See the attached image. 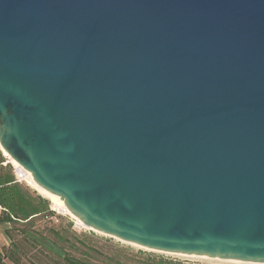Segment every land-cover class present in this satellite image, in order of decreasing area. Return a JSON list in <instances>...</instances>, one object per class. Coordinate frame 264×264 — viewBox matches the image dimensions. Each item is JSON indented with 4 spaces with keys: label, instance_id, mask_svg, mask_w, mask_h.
Returning <instances> with one entry per match:
<instances>
[{
    "label": "water",
    "instance_id": "water-1",
    "mask_svg": "<svg viewBox=\"0 0 264 264\" xmlns=\"http://www.w3.org/2000/svg\"><path fill=\"white\" fill-rule=\"evenodd\" d=\"M0 147L107 235L264 263V0H0Z\"/></svg>",
    "mask_w": 264,
    "mask_h": 264
},
{
    "label": "trees",
    "instance_id": "trees-1",
    "mask_svg": "<svg viewBox=\"0 0 264 264\" xmlns=\"http://www.w3.org/2000/svg\"><path fill=\"white\" fill-rule=\"evenodd\" d=\"M5 161L6 159L0 150V205L5 208L0 214V219L6 223L20 225L21 228L18 229L34 245L56 255L58 257L57 261L60 264H199L198 262L179 261L161 256L153 257L151 254H146V256H129L119 250L113 251L112 254H102L100 250L85 251L80 246H77V244L71 243V234L69 232L51 230V233L48 234L43 230L36 229L37 216L43 214L51 215L55 212L51 208L48 199L40 195L34 196L16 180L14 170L10 164H4ZM69 225L71 226V224ZM6 233L10 237V231L7 230ZM67 244L76 250L82 251L80 256L70 252L66 246ZM14 245L16 246V244ZM14 253L10 254L9 250L6 249L5 254L0 250V264H2L5 256L14 262V264H21V260ZM95 255L99 257L102 255L103 258L99 259ZM91 257L96 258V262Z\"/></svg>",
    "mask_w": 264,
    "mask_h": 264
},
{
    "label": "rangeland",
    "instance_id": "rangeland-1",
    "mask_svg": "<svg viewBox=\"0 0 264 264\" xmlns=\"http://www.w3.org/2000/svg\"><path fill=\"white\" fill-rule=\"evenodd\" d=\"M1 153L3 155L2 149L0 147ZM8 160V159H6ZM14 170L15 167L12 163L8 162ZM16 170V169H15ZM17 172V171H16ZM24 188L29 190L34 196L40 195L37 190L32 188L27 184L26 181L22 180L20 182ZM48 199V198H46ZM49 200V199H48ZM51 208L55 213L49 215H39L36 217L35 228L43 230L46 233H51V230H58L61 232H69L71 243L77 244L82 250H100L102 254H112L113 251L119 250L123 254H128L129 256H146V254H151L153 257H165L169 259L179 260V261H192L198 262L199 264H248L245 262L234 263V262H224L221 260L207 258V257H189L176 254L163 253L158 251L142 249L134 244H129L118 238L112 237L107 234L100 233L83 227L78 224L76 219L67 213H63L60 210L56 209L54 204L49 200ZM71 224V226L69 225ZM18 228H21L20 225H13L6 223L0 219V250L6 254V249L9 250V253L15 252V256L21 260V264H60L57 260L58 257L53 253H49L37 245H34L33 242L28 239L22 231ZM10 231V237L6 233ZM16 244V246L14 245ZM14 246V247H13ZM70 252L80 256V250H76L71 245H66ZM142 252V253H139ZM98 256V255H95ZM99 257V256H98ZM125 257V255H124ZM92 258V257H91ZM101 255L99 259H102ZM96 260V258H92ZM96 262V261H95ZM2 264H14L10 261L7 256L4 257Z\"/></svg>",
    "mask_w": 264,
    "mask_h": 264
},
{
    "label": "bare ground",
    "instance_id": "bare-ground-1",
    "mask_svg": "<svg viewBox=\"0 0 264 264\" xmlns=\"http://www.w3.org/2000/svg\"><path fill=\"white\" fill-rule=\"evenodd\" d=\"M4 152V154L7 156L8 158V161L10 163H12L16 169V173H17V177L20 179V180H24L27 182L28 185H30L32 188H34L35 190H37L40 194H42L43 196H45L46 198H48L55 206L56 209L60 210L61 212L63 213H67L69 215H71L72 217H74L77 221L78 224L82 225L83 227H86L88 229H91V230H94V231H98L100 233H103L99 230H96L88 225H86L84 222H82V220L78 217H76L75 215H73L72 213L69 212V210L67 209L65 203H64V200L61 199V197L59 196V198H55V197H52L49 193L43 191L41 188H39L35 182L33 181V176H32V173L29 171H27L24 167H22L10 154L9 152L4 149L3 147L1 148ZM105 234V233H103ZM125 242V241H124ZM129 244H134L142 249H146V250H152V249H148V248H145L143 246H140L138 244H135V243H130V242H127ZM171 254H175V253H171ZM176 255H182V256H189V257H207V256H191V255H184V254H176ZM207 258H210V257H207ZM213 259H217V260H221V261H224V262H234V263H240V262H244V261H239V260H234V259H228V258H213ZM245 263H248V264H264L263 262H245Z\"/></svg>",
    "mask_w": 264,
    "mask_h": 264
},
{
    "label": "built area",
    "instance_id": "built-area-1",
    "mask_svg": "<svg viewBox=\"0 0 264 264\" xmlns=\"http://www.w3.org/2000/svg\"><path fill=\"white\" fill-rule=\"evenodd\" d=\"M2 152H3V151H2ZM3 156L5 157V159H7V156H6L4 153H3ZM8 162H9V161L6 160V161L4 162V164H7ZM14 173H15L16 180H17L18 182H22V180H20V179L17 177V174H16V172H15V169H14ZM2 210H5V208H4L3 206L0 205V214H1Z\"/></svg>",
    "mask_w": 264,
    "mask_h": 264
}]
</instances>
